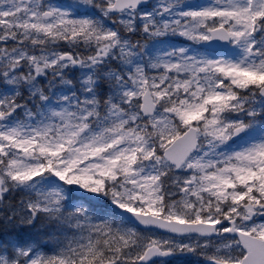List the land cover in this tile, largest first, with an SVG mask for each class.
<instances>
[{
	"label": "snow or ice",
	"instance_id": "obj_1",
	"mask_svg": "<svg viewBox=\"0 0 264 264\" xmlns=\"http://www.w3.org/2000/svg\"><path fill=\"white\" fill-rule=\"evenodd\" d=\"M0 264H264V0H0Z\"/></svg>",
	"mask_w": 264,
	"mask_h": 264
}]
</instances>
